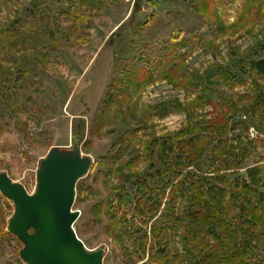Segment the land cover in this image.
I'll use <instances>...</instances> for the list:
<instances>
[{"label":"rangeland","instance_id":"1","mask_svg":"<svg viewBox=\"0 0 264 264\" xmlns=\"http://www.w3.org/2000/svg\"><path fill=\"white\" fill-rule=\"evenodd\" d=\"M244 2L0 0V171L34 193L41 159L78 137L92 163L76 183L73 226L87 249H103L102 264H169L182 248L167 224L184 205V185L174 183L187 169L176 177L171 152L160 157L154 142L185 124L180 104L211 117L212 101L247 107L256 98L250 66L264 58V38L242 31ZM257 5L264 17V0ZM257 109L234 116L221 157L210 148L188 168L207 177L205 189L227 180L226 200L250 168L264 172V108ZM237 194L262 217L251 258L264 264V199L255 190ZM14 210L0 192V264H26L23 243L8 230ZM227 210L237 228L234 205Z\"/></svg>","mask_w":264,"mask_h":264},{"label":"trees","instance_id":"2","mask_svg":"<svg viewBox=\"0 0 264 264\" xmlns=\"http://www.w3.org/2000/svg\"><path fill=\"white\" fill-rule=\"evenodd\" d=\"M244 3L243 15L239 21L242 23V31L252 35L256 40H259L261 34L264 38L262 7L255 6V0H245ZM255 28H258L257 34H254ZM115 32L113 31L111 36ZM175 37L179 36L174 35L173 38ZM250 68L257 93L252 104L239 107L236 101L223 97L222 101H212L211 117H206L207 115L200 117L197 113H195L197 116H193L188 108L180 104L179 107L186 111L185 124L177 131L163 135L160 142V139L154 142L158 146L157 154L160 157H168L167 152H171V161L178 166L176 177L187 169L185 179L180 178L174 183L184 185V189L181 190L184 205L174 209L176 216L173 217L172 225H167L174 232L177 230L182 248L174 247L173 261L169 264H255L251 256L256 249L255 240L260 235L258 226L262 217L257 213L258 210L251 200L243 199L240 202L236 196L239 191L255 190L264 199V190L260 186V183L264 186L263 166L250 168L247 181L235 180V184H232L235 191H231V196L227 200L226 195L229 192L226 186L230 185L227 180L221 178L224 182L223 187L209 186L205 189L203 182L207 177L200 174L195 178L188 171V168L200 160L210 148L214 160L223 155L226 147L231 145L229 143L228 146L227 143L225 145V141L231 131L233 118L240 111L248 113L250 109L264 108V58L253 63ZM202 91L208 97L214 92L205 86ZM110 95L108 94L105 100L107 104L111 100ZM198 104V98L192 101L193 106ZM237 140V144L241 143L239 138ZM74 141H79L78 137H74ZM223 169L225 168L220 165L216 170ZM228 204L234 205L239 215L237 228L227 220Z\"/></svg>","mask_w":264,"mask_h":264},{"label":"water","instance_id":"3","mask_svg":"<svg viewBox=\"0 0 264 264\" xmlns=\"http://www.w3.org/2000/svg\"><path fill=\"white\" fill-rule=\"evenodd\" d=\"M91 163L78 141L53 146L41 159L34 193L0 171V192L15 205L8 230L23 243L26 264H102L103 249H87L73 226L79 217L72 210L76 183Z\"/></svg>","mask_w":264,"mask_h":264}]
</instances>
